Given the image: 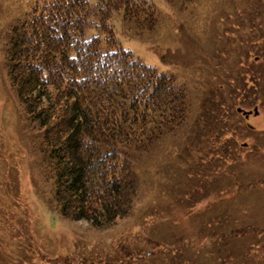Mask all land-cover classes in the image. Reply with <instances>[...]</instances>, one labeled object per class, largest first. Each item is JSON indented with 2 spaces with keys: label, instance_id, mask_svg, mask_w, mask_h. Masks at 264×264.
I'll return each instance as SVG.
<instances>
[{
  "label": "rangeland",
  "instance_id": "1",
  "mask_svg": "<svg viewBox=\"0 0 264 264\" xmlns=\"http://www.w3.org/2000/svg\"><path fill=\"white\" fill-rule=\"evenodd\" d=\"M148 1L153 30L111 23L186 88L187 116L133 151V207L95 228L62 216L43 129L11 80L10 39L35 0H0V264H264V0Z\"/></svg>",
  "mask_w": 264,
  "mask_h": 264
},
{
  "label": "trees",
  "instance_id": "2",
  "mask_svg": "<svg viewBox=\"0 0 264 264\" xmlns=\"http://www.w3.org/2000/svg\"><path fill=\"white\" fill-rule=\"evenodd\" d=\"M114 13L141 31L158 23L148 0H35L10 39L11 80L43 129L60 212L95 228L129 215L138 184L133 151L173 132L189 107L173 75L123 47Z\"/></svg>",
  "mask_w": 264,
  "mask_h": 264
},
{
  "label": "water",
  "instance_id": "3",
  "mask_svg": "<svg viewBox=\"0 0 264 264\" xmlns=\"http://www.w3.org/2000/svg\"><path fill=\"white\" fill-rule=\"evenodd\" d=\"M238 111L239 112H242L244 115H246V117H249V115L252 113V111H247V110H245V109H243V108H238ZM258 113V109L257 108H255V114H257Z\"/></svg>",
  "mask_w": 264,
  "mask_h": 264
}]
</instances>
